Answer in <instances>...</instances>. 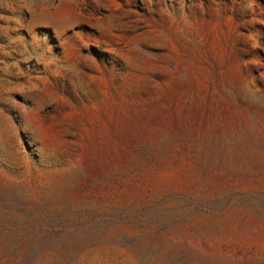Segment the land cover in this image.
<instances>
[{"label":"rangeland","instance_id":"obj_1","mask_svg":"<svg viewBox=\"0 0 264 264\" xmlns=\"http://www.w3.org/2000/svg\"><path fill=\"white\" fill-rule=\"evenodd\" d=\"M0 264H264V0H0Z\"/></svg>","mask_w":264,"mask_h":264}]
</instances>
